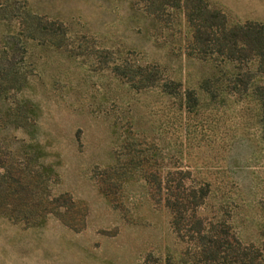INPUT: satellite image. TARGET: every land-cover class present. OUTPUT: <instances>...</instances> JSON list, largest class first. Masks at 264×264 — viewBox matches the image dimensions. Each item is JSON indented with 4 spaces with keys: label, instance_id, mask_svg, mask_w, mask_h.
Wrapping results in <instances>:
<instances>
[{
    "label": "rangeland",
    "instance_id": "374dc122",
    "mask_svg": "<svg viewBox=\"0 0 264 264\" xmlns=\"http://www.w3.org/2000/svg\"><path fill=\"white\" fill-rule=\"evenodd\" d=\"M207 1L228 24L264 26V0L231 10ZM207 15L198 0H0V56L23 76L0 96V264H192L185 252L194 239L174 230L172 209L139 167L209 182L197 214L211 232L224 225L264 257L256 59L241 65L245 92L202 105L187 132L177 94L159 91L164 80L198 88L219 68L239 69L197 57L216 55L195 41L198 27L214 36L201 25ZM137 66H154L160 84L138 87Z\"/></svg>",
    "mask_w": 264,
    "mask_h": 264
},
{
    "label": "trees",
    "instance_id": "16d2710c",
    "mask_svg": "<svg viewBox=\"0 0 264 264\" xmlns=\"http://www.w3.org/2000/svg\"><path fill=\"white\" fill-rule=\"evenodd\" d=\"M198 1L203 3L208 13L201 25L212 30L214 36L211 37L209 33L204 36L201 34L202 29L198 27L194 35L195 41L206 47L210 46V52H215L216 55H208L206 49H201L197 57L214 62L220 58L216 61L217 65L221 61L224 63L235 61L239 69L229 76V70L219 68L217 73L203 78L198 88H183L180 81L173 80H164L160 84L161 78L154 66L148 69L137 66L134 69V74L138 75V87L155 89L160 84L161 94L171 95L172 92L177 94L186 132L191 129L189 119L200 111L202 105L217 102V98L222 101L220 103H225L230 89H235L239 96L245 92L248 87V72L241 70L243 62L255 58L256 70L264 75V26L254 21L228 24L222 9L210 7L207 0ZM2 60L0 56V96L11 89L13 92L17 91L23 79L18 68L14 67L12 59L5 62ZM231 80L232 84L229 83ZM201 94L209 98L208 103L203 102ZM215 104L213 103V106L216 107ZM261 106L264 108L263 100ZM140 161L141 157L131 154L128 163L130 166H138ZM136 170L141 173L152 193L172 209L173 228L178 235L184 238L185 234H189L194 239L185 252L192 264H264L263 252L259 246L243 244L236 235L230 234L224 225L216 233L211 232L204 217L197 214V209L205 202L211 191L209 182L186 184L183 175L187 171L182 169L167 171L168 175L177 174L168 178L163 176L159 168L139 167ZM189 249L193 251L189 252ZM167 264H170L169 260Z\"/></svg>",
    "mask_w": 264,
    "mask_h": 264
},
{
    "label": "crops",
    "instance_id": "0c3cea01",
    "mask_svg": "<svg viewBox=\"0 0 264 264\" xmlns=\"http://www.w3.org/2000/svg\"><path fill=\"white\" fill-rule=\"evenodd\" d=\"M226 9H234L240 6V0H212Z\"/></svg>",
    "mask_w": 264,
    "mask_h": 264
}]
</instances>
